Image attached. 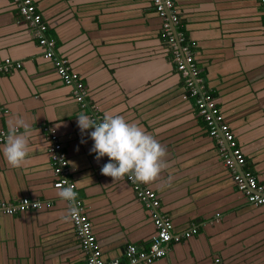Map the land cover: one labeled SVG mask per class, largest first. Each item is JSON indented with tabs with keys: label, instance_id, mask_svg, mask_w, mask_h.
I'll use <instances>...</instances> for the list:
<instances>
[{
	"label": "crops",
	"instance_id": "1",
	"mask_svg": "<svg viewBox=\"0 0 264 264\" xmlns=\"http://www.w3.org/2000/svg\"><path fill=\"white\" fill-rule=\"evenodd\" d=\"M31 1L55 56L82 80L86 104L75 101L72 86L44 58L13 0H0V62L15 65L0 73V135L28 133L21 167L0 155V201L43 204L0 216V264H86L69 203L53 187L41 129L46 125L56 131L103 259L124 261L128 245L147 249L156 231L149 210L125 177L101 173L109 158L94 159L91 129L82 135L77 126L81 113L91 118L106 112L141 125L165 147V166L144 183L174 232L197 229L150 264H217L216 258L219 264H264V206L249 204L236 189L176 70L152 0ZM173 3L177 47L194 59L199 89L213 98L245 157L244 168L264 186V13L257 0Z\"/></svg>",
	"mask_w": 264,
	"mask_h": 264
},
{
	"label": "built area",
	"instance_id": "2",
	"mask_svg": "<svg viewBox=\"0 0 264 264\" xmlns=\"http://www.w3.org/2000/svg\"><path fill=\"white\" fill-rule=\"evenodd\" d=\"M13 2L17 5L18 12L23 19L34 28V37L39 46L44 49V58L52 61L55 72L65 84L72 86V96L75 101L81 107H84L86 104L85 86L79 76L70 72L67 61L55 56L53 42L46 38V26L42 23L41 16L37 13L33 2L31 0H13ZM257 2L264 13V0H257ZM152 4L155 12L162 20L163 36L166 37L172 47V60L176 70L185 79L190 90L189 95L194 98L196 112L205 123L208 135L218 145L223 163L232 173V180L236 189L243 194L249 204L264 206V186L260 185L255 176L244 168L246 164L245 157L238 149L236 141L229 127L224 123L213 98L207 92L199 89L194 59L186 48L180 50L177 47L175 37L172 34V30L178 22L173 0H152ZM178 41L180 42L179 37ZM184 49L185 52L183 53ZM13 66L15 65L9 59H5L0 62V73H8ZM91 118L102 119L103 117L93 114ZM41 129L46 134L49 142L47 153L55 177L53 187L59 189L71 184L73 190L76 191L75 183L70 178L69 164L58 142L56 131L47 125ZM3 140L4 134L2 133L0 135V143ZM124 177L132 186L137 199L149 210L156 231L152 235L147 249L141 251L133 245H128L124 251V261L119 259L105 261L92 232L91 223L83 212V206L76 196L74 207L77 212L74 215L69 212V218L72 222L76 239L85 254L86 264H150L166 255L170 243L181 242L183 239H187L197 233L195 227L179 233L174 232L170 218L166 214L158 212L160 202L155 194L144 182L138 181L134 176L129 174ZM42 205L41 202L28 198H21L15 202L0 201V216H11L21 212L39 210ZM214 262L217 264L221 263L218 258Z\"/></svg>",
	"mask_w": 264,
	"mask_h": 264
},
{
	"label": "clouds",
	"instance_id": "3",
	"mask_svg": "<svg viewBox=\"0 0 264 264\" xmlns=\"http://www.w3.org/2000/svg\"><path fill=\"white\" fill-rule=\"evenodd\" d=\"M76 119L82 135L85 130L91 129L87 135L92 140L89 152L94 153V159L99 161L105 156L109 158L100 171L113 180L130 174L138 181L149 182L156 178L165 166V147L141 125L107 112L102 119H93L83 113L77 115ZM17 123L23 125L22 120ZM27 136V130L10 129L4 142L0 144V155L13 168L21 167L26 160ZM85 142L81 140V143ZM58 196L69 203V212L74 215L77 212L74 207L77 192L73 190L72 185L60 187Z\"/></svg>",
	"mask_w": 264,
	"mask_h": 264
},
{
	"label": "trees",
	"instance_id": "4",
	"mask_svg": "<svg viewBox=\"0 0 264 264\" xmlns=\"http://www.w3.org/2000/svg\"><path fill=\"white\" fill-rule=\"evenodd\" d=\"M204 125H205V123H204ZM258 182V181H257Z\"/></svg>",
	"mask_w": 264,
	"mask_h": 264
}]
</instances>
